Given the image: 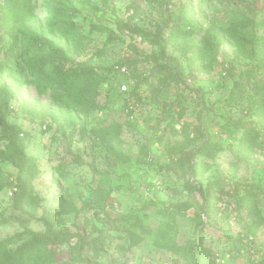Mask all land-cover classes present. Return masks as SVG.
I'll list each match as a JSON object with an SVG mask.
<instances>
[{"label":"rangeland","instance_id":"obj_1","mask_svg":"<svg viewBox=\"0 0 264 264\" xmlns=\"http://www.w3.org/2000/svg\"><path fill=\"white\" fill-rule=\"evenodd\" d=\"M242 18L264 37V0H0V102L10 100L27 160L20 176L23 157L0 127V241L17 249L26 230L69 237L54 244V264H190L186 245L203 221V264H264V125L250 151L217 127L229 117L260 123L236 100L248 85L264 86V39L244 48L227 40L212 61L203 49L207 31ZM49 42L65 53L53 55ZM51 63L101 77L104 108L64 105ZM178 71L186 84L174 80ZM122 85L140 88L125 117ZM211 141L225 149L217 160L204 153ZM202 161L210 165L196 174ZM19 178L31 195L22 208ZM78 252L84 261L70 262Z\"/></svg>","mask_w":264,"mask_h":264},{"label":"trees","instance_id":"obj_2","mask_svg":"<svg viewBox=\"0 0 264 264\" xmlns=\"http://www.w3.org/2000/svg\"><path fill=\"white\" fill-rule=\"evenodd\" d=\"M10 8H4V11H9ZM257 25L254 21L249 18H242L241 21L237 23H233L229 28L224 29L221 33H217L215 31H207L206 37L204 38V51L207 54L206 56L210 57V60H215L217 51L220 47L226 43V41L234 42L238 45H241L243 48L248 42H252L253 45L259 46L263 43V36L255 35L252 31L248 29L255 30ZM129 31H139L137 28H129ZM174 34V31L168 35V39L170 40V36ZM250 38V39H249ZM245 39L247 42H245ZM26 40L38 42L35 35H27ZM166 43L167 40L162 34L159 36V43ZM50 52L55 55H63L65 53L63 47L53 42H49L47 44ZM121 66V65H120ZM264 67V62L260 65L259 68ZM180 71V69L178 68ZM114 71V70H113ZM115 71L116 68H115ZM114 71V73H115ZM176 72L174 75V80L176 82H181L186 84V81L183 79V75L180 72ZM172 75L171 70L169 71L167 76ZM47 77H54L58 83L66 89V98L64 99V105L73 106L75 109H83L87 108L90 110L102 109L104 107H100V105L96 102L97 96H99V85H104V82L101 81L102 78L98 77L95 74H89L86 70H82L81 67L79 69L76 68H65L63 65L50 64L49 65V73ZM97 77L98 80L97 81ZM146 80V79H145ZM166 81V80H165ZM250 89H243L240 93L237 94L236 102H240L242 106V112L246 117L258 118L260 123H256L254 121H248L247 119L240 118L234 119L229 117L226 119L225 123L221 125H217L222 133L228 134L230 136L236 137L239 139L242 144V149L246 151L253 150L254 148L260 146V132L258 128L261 125H264V86H258L256 83L252 85H248ZM86 87L91 90L89 98L82 101L79 98V91L81 88ZM85 88V89H86ZM101 88V87H100ZM86 89V90H87ZM114 90L113 84L109 87L108 93ZM249 92H248V91ZM121 98H123L124 106L121 109L122 114L124 115L125 110H128L131 115H133L132 107L130 106L129 99L137 98L140 99V88L137 87L133 91L128 93H122L119 91ZM128 101V102H126ZM10 100L7 99L5 101L0 102V127L3 131L8 135L9 139L13 142L15 146L16 153L22 156V167L20 170V176L24 175V172L27 170V160L23 154V150L20 147L19 140L17 138L18 133L17 128L15 126H11L9 124V117L11 111L9 109ZM116 102L112 103L115 104ZM112 107V106H111ZM125 117V115H124ZM126 122L130 125H137L136 122ZM152 143H155L154 139H150ZM206 151L204 153L206 156H211L213 159L217 158L225 151L223 146L216 143L213 144L211 141L208 145H205ZM143 151H141L140 159L143 162H146L148 156L150 155L149 148L142 147ZM217 157V158H216ZM210 165L208 161H202V166L197 165L196 174H201L202 168ZM19 178V185L22 187L19 193H15V199L17 200L18 205L22 208L31 202V195L28 191L29 183L26 180ZM241 204L244 207L251 206V203L254 201L252 195H244L240 198ZM182 216H187L186 213H181ZM43 219L47 220V224L49 226V230H51L52 224L49 218L44 215ZM204 230L205 224L204 222H200L196 224L194 230V239L189 241L186 245V251L190 257V264H203L204 260L208 256V251L203 246L204 242ZM29 235V239L24 244L19 246L17 249L10 247V245L15 244L14 241L1 240L0 241V264H54L58 263L59 251L54 246L55 243L60 244L61 246L66 245L69 240V237L62 235H53L50 232L48 233H35L30 230L25 231ZM71 261L83 262L81 252H78L77 255L70 259ZM65 264V263H62Z\"/></svg>","mask_w":264,"mask_h":264},{"label":"built area","instance_id":"obj_3","mask_svg":"<svg viewBox=\"0 0 264 264\" xmlns=\"http://www.w3.org/2000/svg\"><path fill=\"white\" fill-rule=\"evenodd\" d=\"M116 70H117L119 73H122V74H126V73H128V69H127V67L124 66V65L117 66V67H116ZM120 91H121L122 93H125V92L127 91V86H126V85H122V86L120 87ZM16 190H17V189H14L15 192H16ZM11 195H13V193H11Z\"/></svg>","mask_w":264,"mask_h":264}]
</instances>
